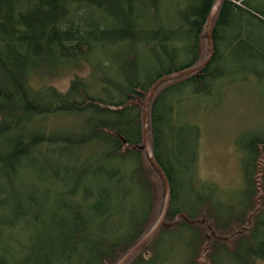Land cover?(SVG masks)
Wrapping results in <instances>:
<instances>
[{"label": "trees", "instance_id": "obj_1", "mask_svg": "<svg viewBox=\"0 0 264 264\" xmlns=\"http://www.w3.org/2000/svg\"><path fill=\"white\" fill-rule=\"evenodd\" d=\"M215 2L0 0V176L11 187L6 204L0 189V264H117L151 230L163 186L143 149L142 105L157 80L206 59ZM253 3L223 0L208 65L152 98L150 149L170 202L164 226L128 264H163L172 249L185 264L264 263V136L241 143L243 190L231 203L199 183L198 129L178 126L174 114L182 101L212 95L235 45L264 56L250 36L264 30ZM142 52L151 75L140 74ZM81 62L87 77L75 76L65 93L34 88V77ZM64 115L85 119L75 134L52 136L47 122Z\"/></svg>", "mask_w": 264, "mask_h": 264}, {"label": "rangeland", "instance_id": "obj_2", "mask_svg": "<svg viewBox=\"0 0 264 264\" xmlns=\"http://www.w3.org/2000/svg\"><path fill=\"white\" fill-rule=\"evenodd\" d=\"M253 6L264 14V0H254ZM250 32L252 43L254 36V39L258 40L254 44L264 51V30L260 32L253 29ZM258 53L250 52L243 45H235L226 56L229 61L228 65L223 67L226 74L218 80L212 95L184 100L174 109L175 122L178 126L183 122H189L198 129L196 172L199 183L216 187L224 196V200L231 203L243 190L241 143L253 136H260L261 133L264 136V62H260L264 56ZM147 60H149L147 54L142 52L139 60V66L142 68L140 74L154 73ZM88 73L85 63L69 64L43 77L42 75L34 77L32 83L35 89L40 85H48L59 93H65L75 76L86 78ZM60 117L54 119L55 122H47V129L52 136L62 133L75 134L77 130L73 125L76 121L83 122L85 119L71 115ZM57 123L59 125H56ZM80 126L81 124L77 128ZM44 127L38 123L34 131L39 133L45 129ZM188 141L189 139L184 137L180 138L179 151H188ZM4 146V138H0V154L5 152ZM2 172L3 167L0 166V173ZM0 189L7 193L6 204L11 192L9 180L0 178ZM229 243V241L225 243L228 245L227 249H231ZM165 256L163 264L186 262L185 253H179L176 249L168 251ZM200 257V262H204V253Z\"/></svg>", "mask_w": 264, "mask_h": 264}, {"label": "water", "instance_id": "obj_3", "mask_svg": "<svg viewBox=\"0 0 264 264\" xmlns=\"http://www.w3.org/2000/svg\"><path fill=\"white\" fill-rule=\"evenodd\" d=\"M222 2L223 0H216L209 14L208 20H207L206 39H207V44H208V55L206 59L201 64L196 66L195 68L160 78L152 85V87L150 88V90L148 91L145 97L144 103L142 105L143 106V110H142L143 149H144L145 155L150 165L152 166V168L155 170V172L158 174V176L161 179L162 186H163V203H162L160 215L156 223L154 224V226L151 228V230L146 234V236H144L140 240V242H138L128 253H126L117 264H128V262L132 258H134L155 237L159 229L164 226V219H165V216H166V213L169 207V202H170V188H169V183H168L167 178L165 177L164 172L162 171V169L159 167V165L155 161L152 155L151 149H150L149 127H148L149 106H150V103L152 101V98L155 92L162 84L197 74L198 72H200L202 69H204L208 65L209 61L211 60L214 54V48H213V44L211 40L212 24H213L215 15ZM228 240L229 239H223L222 241L225 242Z\"/></svg>", "mask_w": 264, "mask_h": 264}]
</instances>
